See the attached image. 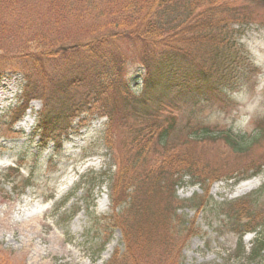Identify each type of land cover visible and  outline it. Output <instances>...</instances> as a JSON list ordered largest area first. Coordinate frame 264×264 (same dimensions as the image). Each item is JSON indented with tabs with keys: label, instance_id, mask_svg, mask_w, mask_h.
Listing matches in <instances>:
<instances>
[{
	"label": "rangeland",
	"instance_id": "obj_1",
	"mask_svg": "<svg viewBox=\"0 0 264 264\" xmlns=\"http://www.w3.org/2000/svg\"><path fill=\"white\" fill-rule=\"evenodd\" d=\"M228 2L224 17L208 16L222 32H230L237 52L234 74L229 80H216L217 89L215 82L212 90L188 89L197 83V68L181 65L188 85L177 86L169 99L164 98L171 102L159 118L160 124L174 122L165 146L151 129L142 136L116 129L107 135L109 118L98 105L74 120L67 139H56L54 144L32 138V125L24 118L35 117L42 102L33 101L23 121L14 125L12 110L26 105L24 75L12 71L19 64L0 58V72H5L0 81V264H98L107 250L102 264H264V255L250 257L256 234L242 238L232 230L264 223V171L237 185L224 177L230 172L248 173L253 161L264 163V139L254 143L257 126L264 125V0ZM229 10L243 19L223 21ZM216 15L219 19L213 18ZM94 34L77 36L88 39ZM130 49L127 79L140 92L146 70L132 43ZM205 59L212 61L210 56ZM215 77L220 79L219 73ZM199 91L203 92L195 94ZM204 126L216 137L192 139ZM225 134L236 135L240 144L251 147L232 149ZM118 163L130 169L116 184ZM133 164L137 167L131 169ZM181 166L207 183L196 179L193 183L194 177L186 175L175 187L174 200L149 193L154 176ZM137 174L145 183L135 190L130 186ZM216 175L222 179H210ZM124 187L130 188L127 192L136 202L113 209L111 195H121ZM246 197L258 201L244 202ZM149 206L156 213L172 206L177 209L168 226L155 217L150 241L145 234L152 231L144 226L145 217L153 216L147 212ZM240 210L247 216L258 214L255 223L240 226L225 215L238 217ZM34 226L39 228L33 230Z\"/></svg>",
	"mask_w": 264,
	"mask_h": 264
},
{
	"label": "trees",
	"instance_id": "obj_2",
	"mask_svg": "<svg viewBox=\"0 0 264 264\" xmlns=\"http://www.w3.org/2000/svg\"><path fill=\"white\" fill-rule=\"evenodd\" d=\"M230 5L228 0H0V58L20 65L18 70L12 71L24 75L26 100L42 101L33 132L41 141L68 137L74 130V120L98 105V110L109 118L107 135L116 129L142 136L151 129L159 144L165 146L174 122L170 119L167 124H160L159 118L161 109L171 102L164 98L169 99L177 86L188 85L181 65H190L194 71V67L197 68V75L191 73L197 83L189 85L188 89L212 90L214 82L217 89L220 85L217 81L229 80L234 74L237 52L231 45L230 32H222L221 27L213 24L215 19L209 21L208 16L213 13L223 16ZM238 19L243 18L229 10L223 21L238 23ZM89 31L95 34L88 39L77 36ZM131 43L146 70L140 92L134 90L127 79ZM206 49L210 51L206 53ZM205 55L212 58L210 63ZM217 73L220 79H216ZM4 77L5 72L1 71L0 81ZM25 110L24 105L12 110L13 119L22 118ZM214 136L213 130L204 126L194 132L192 139ZM224 139L237 151L251 147L249 143L240 144L236 135L225 134ZM263 139L264 125H260L254 143ZM253 162L256 163L251 164L248 173L230 172L224 174L225 180L237 185L243 179L262 173L264 163ZM117 167L116 184L123 181L130 169L120 163ZM136 167L137 164H133L131 169ZM174 169L154 176L147 189L149 193L174 200L175 187L185 181L186 175L194 177L193 183L196 180L200 184L207 183L194 176L190 169V173L182 166ZM210 179L221 180L222 176H210ZM131 180L130 188L135 187V190L145 183L138 174ZM117 187L114 185V189ZM130 188L124 187L119 196L111 195L113 209L136 202L127 192ZM251 197L243 201L256 204L258 200ZM151 209L149 206L147 212L153 216L144 220L145 229L152 231L145 234L149 241L154 237L156 216L168 226L177 215L175 206L163 213H156V209L151 212ZM225 215L232 221L237 220L240 226H250L258 218V214L247 216L242 210L237 211L238 217L229 212ZM242 218L248 219L247 222L241 224ZM232 230L242 238L248 232L256 234L250 257L256 260L264 255V223L249 230ZM241 247L245 252L246 247ZM117 255L118 252L114 256Z\"/></svg>",
	"mask_w": 264,
	"mask_h": 264
},
{
	"label": "bare ground",
	"instance_id": "obj_3",
	"mask_svg": "<svg viewBox=\"0 0 264 264\" xmlns=\"http://www.w3.org/2000/svg\"><path fill=\"white\" fill-rule=\"evenodd\" d=\"M2 96H3V91L0 92V100L2 99ZM25 122L28 123L29 125H31L32 122H33V117H31V116H26ZM37 228H39V227L34 226V229H33V230H35V229H37ZM25 229L27 230V232H30V231H31V229H29V228H27V227H25ZM109 247H110V246H109ZM109 249H110V248H109ZM108 252H109V250H107V251L103 254V258H102L101 260H99L98 264H102V263H103L104 259H105V258L107 257V255H108Z\"/></svg>",
	"mask_w": 264,
	"mask_h": 264
}]
</instances>
